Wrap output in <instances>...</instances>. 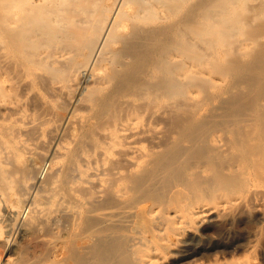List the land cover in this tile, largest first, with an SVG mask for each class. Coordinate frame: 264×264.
Masks as SVG:
<instances>
[{
    "label": "bare ground",
    "instance_id": "1",
    "mask_svg": "<svg viewBox=\"0 0 264 264\" xmlns=\"http://www.w3.org/2000/svg\"><path fill=\"white\" fill-rule=\"evenodd\" d=\"M12 229L6 264H262L264 0H0Z\"/></svg>",
    "mask_w": 264,
    "mask_h": 264
},
{
    "label": "rangeland",
    "instance_id": "2",
    "mask_svg": "<svg viewBox=\"0 0 264 264\" xmlns=\"http://www.w3.org/2000/svg\"><path fill=\"white\" fill-rule=\"evenodd\" d=\"M228 219L229 220H226L227 223L225 222L226 227L224 225V227H225L224 232L222 230V232L219 233L218 235H211L210 237H208L209 239L207 238L205 240V243H206V245L207 244H214V245L216 244L218 248L219 247H221V249L225 248L226 251L230 250V251H228L229 253L231 252L230 254H233L234 256H239V255H241V253H243V251L241 250L243 238L240 234L233 232L234 228L236 227L235 226V224H236L235 219H232V218H228ZM252 219L255 222V223H253V221H252V223H253L252 225H254V224L258 225L257 216L252 215ZM259 224L261 225V223H259ZM244 228H242V229L244 230ZM248 229L249 228H246V230H248ZM17 236H18L17 230L12 229V231L10 232V237H9L8 241L6 240L7 242H4V244L2 243L3 241L2 242L0 241L3 244V245H0V264H6L7 263L6 257L8 256L9 253L12 254V252L14 250L15 243L19 239V237H17ZM236 240H237V242H236ZM207 241H208V243H207ZM210 241L211 242L213 241L214 243L213 242L211 243ZM263 243H264V241H263ZM223 246H224V248H222ZM259 260L262 264H264V244L262 245V253L259 256ZM52 264H58V263L55 261Z\"/></svg>",
    "mask_w": 264,
    "mask_h": 264
}]
</instances>
